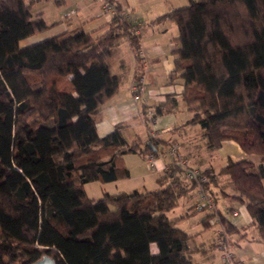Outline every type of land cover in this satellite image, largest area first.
<instances>
[{
    "label": "trees",
    "instance_id": "trees-1",
    "mask_svg": "<svg viewBox=\"0 0 264 264\" xmlns=\"http://www.w3.org/2000/svg\"><path fill=\"white\" fill-rule=\"evenodd\" d=\"M35 1L0 0V264H192L190 237L166 216L173 199L165 189L99 199L84 192L87 183L128 178L124 155L161 149L151 138L129 145L122 125L99 137L92 118L118 90L109 63L116 42L125 39L138 57L135 27L109 0L115 14L101 34L62 33L20 47L49 28L31 14ZM187 1L157 19L177 30L168 78L182 81L191 114L184 125L200 129L208 150L232 141L246 155H264V0ZM176 105L168 95L150 118L142 107L145 126ZM181 171L171 165L162 179ZM199 175L205 181H188L210 198L209 186L228 178L225 197L245 206L264 243L261 165L227 159L218 173ZM212 215L224 233L234 231Z\"/></svg>",
    "mask_w": 264,
    "mask_h": 264
},
{
    "label": "crops",
    "instance_id": "crops-1",
    "mask_svg": "<svg viewBox=\"0 0 264 264\" xmlns=\"http://www.w3.org/2000/svg\"><path fill=\"white\" fill-rule=\"evenodd\" d=\"M24 1L27 3L29 0ZM112 1L138 32L139 53L136 57L125 39L116 42L109 63L111 74L118 79V90L92 117L96 132L103 137L114 126L122 125V136L129 145L139 144L142 147L151 138L161 149L153 155L152 168L146 160L147 155H124L122 160L129 177L105 184L87 183L84 185L86 196L99 199L104 194L165 189L167 196L173 199V206L166 216L190 237L188 249L192 264H220V254L214 243L223 228L210 223L217 216L212 215L214 213H219L234 227L231 233L223 232V237L231 245L235 259L242 264H264V243L258 238L252 218L243 204L225 197L231 194L228 178L219 176L216 184L209 186L213 209L203 207L197 210L195 203L199 200V188L192 186L186 177L187 170L200 172L210 168L213 173H218L227 159H247L254 165H261L264 173V155H246L232 141L222 142L217 150H208L200 129L184 125L191 114L181 101L182 81H170L168 78L176 58L173 51L178 47L177 30L172 22L157 19L172 9L187 5L188 1ZM31 14H39L49 28L23 40L26 41L23 47L62 33L84 32L95 37L106 29L104 26L110 20L100 13V4L96 0H37L31 7ZM136 73H140L142 92L137 99H133ZM168 95L177 101L175 110L156 116L151 124L145 126L141 108H146L147 118H150L154 106L163 104ZM172 143L178 144V152L169 156L167 148ZM171 165L178 166L182 171L172 179H162ZM205 218H208L207 221H203ZM150 250L156 252L153 244Z\"/></svg>",
    "mask_w": 264,
    "mask_h": 264
},
{
    "label": "built area",
    "instance_id": "built-area-1",
    "mask_svg": "<svg viewBox=\"0 0 264 264\" xmlns=\"http://www.w3.org/2000/svg\"><path fill=\"white\" fill-rule=\"evenodd\" d=\"M100 4V13L105 14L109 19L115 14L114 5L109 0H96ZM121 16L125 18L123 13L121 12ZM126 19V18H125ZM134 33L137 34L138 32L134 30ZM142 92V88L137 86L136 84L132 87L133 99H137L138 95ZM153 137V135H151ZM178 152V144L172 143L167 148V154L169 156H173ZM146 160L150 168L154 167V160L153 155L148 154L146 156ZM186 177L188 179H196L199 182L205 181L204 177H200L199 171L197 170H188L186 172ZM213 201L212 199L203 192L201 188H199V200L195 203V208L199 210L200 208H207L208 210L213 209ZM210 223L212 225H219V219L217 216L212 218ZM222 228V226H220ZM216 249L219 251L220 254V264H242L238 262L235 257L234 253L231 250V245L227 243L225 238L223 237V230H220L219 236L214 243Z\"/></svg>",
    "mask_w": 264,
    "mask_h": 264
},
{
    "label": "water",
    "instance_id": "water-1",
    "mask_svg": "<svg viewBox=\"0 0 264 264\" xmlns=\"http://www.w3.org/2000/svg\"><path fill=\"white\" fill-rule=\"evenodd\" d=\"M34 264H53V263L49 259L44 258V259H42V260H40Z\"/></svg>",
    "mask_w": 264,
    "mask_h": 264
},
{
    "label": "rangeland",
    "instance_id": "rangeland-1",
    "mask_svg": "<svg viewBox=\"0 0 264 264\" xmlns=\"http://www.w3.org/2000/svg\"><path fill=\"white\" fill-rule=\"evenodd\" d=\"M22 41H23V40H22ZM22 41H20V43H19L20 47L25 46V42H26V41H23V42H22Z\"/></svg>",
    "mask_w": 264,
    "mask_h": 264
}]
</instances>
